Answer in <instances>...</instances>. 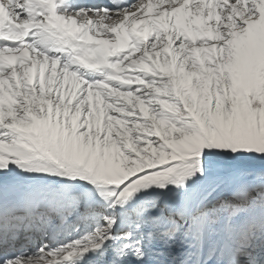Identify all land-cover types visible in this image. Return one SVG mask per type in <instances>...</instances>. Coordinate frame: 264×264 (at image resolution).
<instances>
[{
  "label": "snow or ice",
  "instance_id": "obj_1",
  "mask_svg": "<svg viewBox=\"0 0 264 264\" xmlns=\"http://www.w3.org/2000/svg\"><path fill=\"white\" fill-rule=\"evenodd\" d=\"M0 264H264V0H0Z\"/></svg>",
  "mask_w": 264,
  "mask_h": 264
}]
</instances>
